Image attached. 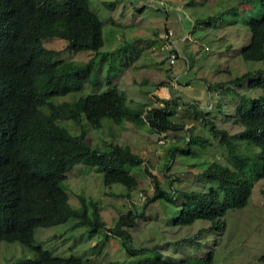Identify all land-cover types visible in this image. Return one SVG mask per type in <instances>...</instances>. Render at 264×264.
<instances>
[{
  "label": "trees",
  "instance_id": "trees-1",
  "mask_svg": "<svg viewBox=\"0 0 264 264\" xmlns=\"http://www.w3.org/2000/svg\"><path fill=\"white\" fill-rule=\"evenodd\" d=\"M257 1L261 15L249 22L251 39L242 48L246 62L264 61V0ZM210 18L203 21L209 24ZM54 37L66 42L63 50L44 44ZM103 44V24L92 10L91 0H0V264H97L83 255L55 254L36 240V229L69 219H75L74 227H85L89 235H100L102 249L111 237L122 240L126 256L104 264H216L213 250L178 262L166 258L158 244L153 246L154 255L147 253L150 247L136 250L130 229L145 216V208L161 201L177 203V225L204 220L221 235L227 226L228 209L248 204L255 183L264 178V66L228 80L239 97L234 119L242 129L235 138L213 120L207 122L205 130L210 127L208 131L213 130L216 140L208 139L205 145L219 146L227 155L224 163L216 155L198 170L209 187L174 188L170 192L161 175L151 171L146 158L130 144H121L116 138L104 139L100 144L86 135V123L97 130L104 127L106 119L116 125L146 122L159 133L186 127L173 119L175 107L182 106L179 97L161 99L156 94L158 102H163L160 105L130 102L128 92L113 83L115 63L108 66L107 90L78 97L76 93L89 84L97 67L117 50L103 51ZM80 50H91L94 55L86 61L62 56L65 51ZM175 50L180 53L177 48L170 49ZM246 81L261 92L250 96L238 91ZM71 93L76 97L66 99ZM192 105L196 112L205 114L196 101ZM58 119L73 120L79 132L60 125ZM188 142L187 147H171V154L187 151L192 139ZM75 166L101 168L105 186L123 185L126 191L119 194L132 200L133 207L109 226L96 200L80 194L79 203H72L65 181ZM132 166L140 167L141 176L142 172L151 176L154 185V193L143 202L141 212L133 200L140 176L131 170ZM199 235L185 240H197ZM14 242L21 244L22 256L3 258L8 245ZM261 259L264 261V255Z\"/></svg>",
  "mask_w": 264,
  "mask_h": 264
},
{
  "label": "rangeland",
  "instance_id": "rangeland-1",
  "mask_svg": "<svg viewBox=\"0 0 264 264\" xmlns=\"http://www.w3.org/2000/svg\"><path fill=\"white\" fill-rule=\"evenodd\" d=\"M160 1L155 0L153 5L151 0H91L92 10L103 24L102 50H117L113 56L106 57L89 84L76 94L80 97L107 90L108 66L115 63L111 71L113 83L128 92L130 102L160 105L163 102H158L156 94L161 99L173 98V95L166 97L162 94L164 97H161L156 93L160 91L161 82L172 85L169 81V76H172L175 88L168 86V89L176 98L182 99L181 108L175 107L173 119L183 122L186 127L159 133L146 122L134 125L129 121L116 125L106 119L103 128L96 130L87 123L84 128L92 142L102 144L104 139L116 138L121 144H130L146 158L145 164L151 171L161 175L170 192L174 188L207 189L209 184L198 170L215 160L216 155L221 163L227 156L219 146L211 148L205 145L208 139L216 140L213 130L208 131L210 127L205 130L207 122L213 120V124L226 129V134L235 138V133L242 129L234 119V105L239 97L235 93V85L228 80L264 66V61L246 62L242 58L243 45L251 39L249 22L253 16L261 15V7L257 0H164V5H160ZM209 16L212 18L207 24L203 20ZM197 19L202 21L197 23ZM169 32L180 51V57L173 64L168 58ZM187 35L190 36L186 38ZM44 44L63 50L66 42L54 37L45 40ZM93 55L91 50L65 51L62 54L63 58L83 61ZM103 85L104 88L100 89ZM239 88L238 91L250 96L261 92L260 88H252L249 81L243 82ZM74 94L65 98H75ZM192 101H196V106L205 114L196 112ZM58 123L79 132L73 120L58 119ZM188 128L194 130L188 132ZM190 138L192 143L187 151L177 150L171 154V147H187ZM130 168L140 176V184L133 191V200L141 212L143 202L154 193V185L151 176L143 172L140 175V167ZM65 186L74 204L79 203L80 194L96 200L109 226L114 225L121 213L133 207L132 200L119 194L126 188L119 183L106 187L103 171L98 167L75 166L68 173ZM177 208L176 202L167 204L161 201L145 208V216L139 217L136 227L130 229L136 250L150 247L147 253L154 255L153 246L158 244L166 258L170 257L173 262L189 256H205L208 250H213L216 264H264L261 259L264 255V178L255 183L246 206L228 209L227 226L221 235H217L204 220H196L191 225H177ZM74 223L75 219H69L58 225L40 227L36 229V240L55 254L83 255L97 264L126 256L120 238L111 237L102 249L100 235L91 236L85 227H74ZM198 233L197 240H185ZM6 247L2 244L3 250ZM5 251L3 258L19 259L22 256L19 242L8 245Z\"/></svg>",
  "mask_w": 264,
  "mask_h": 264
},
{
  "label": "crops",
  "instance_id": "crops-1",
  "mask_svg": "<svg viewBox=\"0 0 264 264\" xmlns=\"http://www.w3.org/2000/svg\"><path fill=\"white\" fill-rule=\"evenodd\" d=\"M190 35H187L186 36V38H188ZM175 42V41H174ZM176 44V43H175ZM179 50V49H178ZM180 52V51H179ZM180 57V56H179ZM186 59H188L187 57H185ZM188 61H189V59H188ZM170 78H171V80H169L170 81V83L172 84V85H169V83H166V82H161L160 83V91L159 90H157L156 91V93H158V94H161L160 96L161 97H164V96H166V97H170L171 95H173V96H171V97H173V98H176L175 96H174V94H173V92L170 90V89H168L169 87H172V88H175V85L173 84V82H174V78H172V76H169ZM169 86V87H168ZM164 96H163V95ZM178 98V97H177ZM181 101H182V99H181Z\"/></svg>",
  "mask_w": 264,
  "mask_h": 264
},
{
  "label": "built area",
  "instance_id": "built-area-1",
  "mask_svg": "<svg viewBox=\"0 0 264 264\" xmlns=\"http://www.w3.org/2000/svg\"><path fill=\"white\" fill-rule=\"evenodd\" d=\"M152 2V4L153 5H155V0H151ZM160 5H164L165 4V2H164V0H161L160 1V3H159ZM168 38H169V49H172V48H177L176 47V44H175V42L173 41V40H171V35H170V32L168 33ZM206 49H209V47L208 46H206L205 47ZM179 56H180V53H178L176 50L175 51H170V55H169V61L173 64V63H175L176 62V60L179 58Z\"/></svg>",
  "mask_w": 264,
  "mask_h": 264
}]
</instances>
